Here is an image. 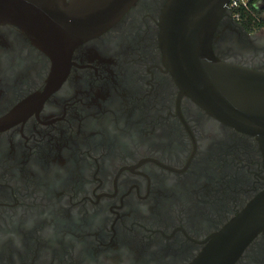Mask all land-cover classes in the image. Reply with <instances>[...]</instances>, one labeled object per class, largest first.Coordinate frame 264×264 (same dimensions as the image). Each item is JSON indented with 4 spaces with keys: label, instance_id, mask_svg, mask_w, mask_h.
Instances as JSON below:
<instances>
[{
    "label": "flooded vegetation",
    "instance_id": "af4514ba",
    "mask_svg": "<svg viewBox=\"0 0 264 264\" xmlns=\"http://www.w3.org/2000/svg\"><path fill=\"white\" fill-rule=\"evenodd\" d=\"M169 0H138L73 51L49 97L52 62L0 24V264H190L264 190L257 139L180 89L160 49ZM214 50L264 70V34L226 13ZM28 107V105H26ZM236 264H264V231Z\"/></svg>",
    "mask_w": 264,
    "mask_h": 264
},
{
    "label": "water",
    "instance_id": "95a60500",
    "mask_svg": "<svg viewBox=\"0 0 264 264\" xmlns=\"http://www.w3.org/2000/svg\"><path fill=\"white\" fill-rule=\"evenodd\" d=\"M230 0H169L160 20L163 64L180 89L214 119L253 136L264 164V70L232 63L214 50ZM138 0H0V24L24 29L49 57L52 71L37 99L65 81L73 51L114 27ZM33 100L0 119V131L28 117ZM28 105V107L26 106ZM264 231V190L210 235L190 264H236Z\"/></svg>",
    "mask_w": 264,
    "mask_h": 264
},
{
    "label": "trees",
    "instance_id": "16d2710c",
    "mask_svg": "<svg viewBox=\"0 0 264 264\" xmlns=\"http://www.w3.org/2000/svg\"><path fill=\"white\" fill-rule=\"evenodd\" d=\"M238 23L248 32H258L264 28V3L259 9L251 7L250 12L241 11V20Z\"/></svg>",
    "mask_w": 264,
    "mask_h": 264
},
{
    "label": "built area",
    "instance_id": "2783aa9c",
    "mask_svg": "<svg viewBox=\"0 0 264 264\" xmlns=\"http://www.w3.org/2000/svg\"><path fill=\"white\" fill-rule=\"evenodd\" d=\"M263 3V0H230L227 10L233 19L239 22L241 20V11L250 12L251 7L259 9Z\"/></svg>",
    "mask_w": 264,
    "mask_h": 264
},
{
    "label": "rangeland",
    "instance_id": "374dc122",
    "mask_svg": "<svg viewBox=\"0 0 264 264\" xmlns=\"http://www.w3.org/2000/svg\"><path fill=\"white\" fill-rule=\"evenodd\" d=\"M259 32H261V34H264V28H262Z\"/></svg>",
    "mask_w": 264,
    "mask_h": 264
}]
</instances>
